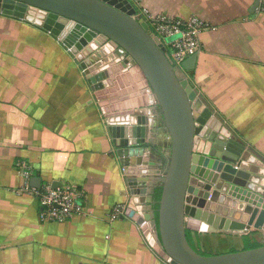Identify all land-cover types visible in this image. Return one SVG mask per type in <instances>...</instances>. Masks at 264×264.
Wrapping results in <instances>:
<instances>
[{"label": "crops", "instance_id": "0c3cea01", "mask_svg": "<svg viewBox=\"0 0 264 264\" xmlns=\"http://www.w3.org/2000/svg\"><path fill=\"white\" fill-rule=\"evenodd\" d=\"M254 3L143 0L142 6L154 15L196 16L213 27L201 37L195 70L186 74L198 98L231 133L227 139L263 161L260 145L236 129L245 138L247 127L264 135V14L251 13ZM143 113L150 118L145 165H123L69 49L43 28L0 14V264H169L127 215L138 208L141 217L153 213L146 209L156 203L149 184L159 186L155 179L163 177L171 143L155 110ZM212 147L203 141L199 153L209 155ZM257 165L254 174L264 181L263 164ZM143 178L150 182L140 185ZM32 179H40L38 186ZM46 185L79 189L82 212L64 223L42 221L38 199L22 191ZM117 207L125 209L115 219ZM190 236L194 248L200 241L225 239L244 250L246 237L264 244V231L255 230Z\"/></svg>", "mask_w": 264, "mask_h": 264}, {"label": "water", "instance_id": "95a60500", "mask_svg": "<svg viewBox=\"0 0 264 264\" xmlns=\"http://www.w3.org/2000/svg\"><path fill=\"white\" fill-rule=\"evenodd\" d=\"M135 12L130 0H0V14L43 28L76 58L123 165H145L150 118L143 111L159 115L171 141L163 177L155 179L159 186L139 180L150 182L153 194L161 188L158 207L148 206L153 213L142 217L140 208L127 211L155 251L169 264H264V244L207 256L189 242L188 232L264 231V181L253 167L261 160L227 139L231 133L198 98L186 73L199 56L186 59L179 75ZM203 141L213 144L209 155L199 153Z\"/></svg>", "mask_w": 264, "mask_h": 264}, {"label": "built area", "instance_id": "2783aa9c", "mask_svg": "<svg viewBox=\"0 0 264 264\" xmlns=\"http://www.w3.org/2000/svg\"><path fill=\"white\" fill-rule=\"evenodd\" d=\"M135 8L136 19L148 24L149 33L161 39L167 49V55L179 75L182 64L191 56L201 52V37L213 27L196 16L184 20L167 14L154 15L142 6L143 0H130ZM258 13L264 14V0H260ZM165 39H172L165 42ZM38 199L42 207L41 219L45 222L64 223L80 214L83 208L80 201L83 193L74 186L53 187L46 185L42 189H30L25 186L22 191ZM124 207H117L114 218L122 215Z\"/></svg>", "mask_w": 264, "mask_h": 264}, {"label": "rangeland", "instance_id": "374dc122", "mask_svg": "<svg viewBox=\"0 0 264 264\" xmlns=\"http://www.w3.org/2000/svg\"><path fill=\"white\" fill-rule=\"evenodd\" d=\"M171 40L172 39H165V42H170ZM258 82H259L258 87H262L263 86L262 81L259 80ZM262 93H263L262 94V96H263L262 97L263 102L261 104L262 105V108H261L260 111H263V109H264V92H262ZM260 99H261V97H260ZM260 113H261V115H263V112H260ZM260 122L262 123V121H260ZM236 129H237V132H239V134H241L245 140H247L248 142H250L248 139H251L253 141V144L255 146H259L260 145V147L262 148L261 150L264 151V144H263L264 143V135H262L261 133H253L251 131V129L247 127V130L250 133L248 134L249 136H247L248 138H245V136L242 134V132L240 131V129H238V128H236ZM235 136L238 137L236 134H235ZM252 137L253 138L255 137L254 140L252 139ZM255 139H256V141L258 143H256ZM262 158H264V157H262ZM261 163L263 164V167H264V160L261 161ZM257 167H259V166L257 165ZM262 173H264V172H262ZM189 239H190L191 245L193 246V243L194 242H193L191 236H190ZM210 242L200 241L198 244H195V248L196 247L199 248V250H200L199 252L201 254H204V255H207V256L225 254V253H229V252H236V251H240V249H241V248L239 249L240 245H238L237 242L235 244H233V242H234L233 240H226L225 241V239H217V240H213V241H210ZM231 250H233V251H231Z\"/></svg>", "mask_w": 264, "mask_h": 264}, {"label": "trees", "instance_id": "16d2710c", "mask_svg": "<svg viewBox=\"0 0 264 264\" xmlns=\"http://www.w3.org/2000/svg\"><path fill=\"white\" fill-rule=\"evenodd\" d=\"M161 189V188H160ZM160 189L156 191L155 193V200L158 201L161 197L160 195ZM158 205H156L155 208H157ZM190 238V232H188V239ZM245 240V249H250V248H255V247H258V246H261L262 244H259V243H251V241L249 240L248 237H246ZM189 242H190V239H189Z\"/></svg>", "mask_w": 264, "mask_h": 264}]
</instances>
